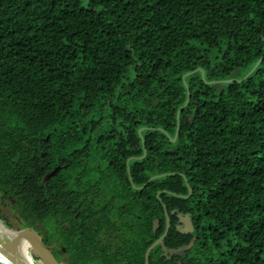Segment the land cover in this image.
I'll return each instance as SVG.
<instances>
[{
    "label": "trees",
    "instance_id": "obj_1",
    "mask_svg": "<svg viewBox=\"0 0 264 264\" xmlns=\"http://www.w3.org/2000/svg\"><path fill=\"white\" fill-rule=\"evenodd\" d=\"M0 194L68 264H145L163 205L149 264H264V0H0Z\"/></svg>",
    "mask_w": 264,
    "mask_h": 264
},
{
    "label": "water",
    "instance_id": "obj_2",
    "mask_svg": "<svg viewBox=\"0 0 264 264\" xmlns=\"http://www.w3.org/2000/svg\"><path fill=\"white\" fill-rule=\"evenodd\" d=\"M259 62L260 61H258L255 64V66L252 68V70L249 73H251L257 67ZM197 71H199L201 73V77L206 83L214 84L215 81H207L205 78L204 71L201 68H198L197 70H195L193 72L185 73L182 76V79H183V82L185 85H186L185 78L187 76L197 72ZM234 80H236V79L221 80V81L228 83V82H232ZM188 99L189 98H187L185 104L183 106H181L177 112V130H176L174 137H170L167 134V136L169 138H171L172 142H175L177 139L179 113L188 104V102H189ZM143 129H145V128H141L138 131L139 135H141V132ZM145 154H146V151H144L143 156H140V157L131 156L126 161V163H127L126 168H127V172H128V177H129L130 182L132 183V186L135 189H142L147 185V183H145L141 186H135L134 185V183L132 182V177H131V173H130L129 162H130V160H133V159H142V158H144ZM60 169H61L60 166L56 167L53 171H51L48 174L47 177L48 178L54 177L60 171ZM173 174H175V173L157 174V175L151 176L149 178V181H152V180L158 179V178H163V177L173 175ZM183 178H184L185 182H187L186 178L185 177H183ZM187 187H188V193L185 195L176 194V193L170 192V191H167V193H169L173 196H176V197H180V198H188L192 194V189L189 186V184H187ZM163 208H164V214H165V218H166L165 229H164L163 233L146 249V251H145V262H144L145 264H149V254L157 246H159L161 248L162 253L164 255H166L168 258H170L173 255L185 257L186 252L192 248V246L194 245V242L196 240V237H193L192 240L187 245L180 246L179 248H175V249L166 248V246L164 245V239H165V237L168 233V230L171 226V222H170L171 220H170V216H169V213H168L165 205H163ZM174 213H175L174 211L171 212V214H174ZM177 216H178V224L176 226V229L182 234H191L194 231V225H193V222L190 218V213H186L185 215L178 214ZM158 228H159V219H155L154 223H153V231L156 232L158 230ZM23 241L26 242V244L30 250L31 256L38 259L39 261H41L42 264H63L62 261H59L58 258L53 253L54 245L45 244L41 235L34 228L23 227L16 232H12V231L8 230L1 223H0V264H29L27 262L25 256H24L22 250H21ZM180 263H181V261H180Z\"/></svg>",
    "mask_w": 264,
    "mask_h": 264
},
{
    "label": "rangeland",
    "instance_id": "obj_3",
    "mask_svg": "<svg viewBox=\"0 0 264 264\" xmlns=\"http://www.w3.org/2000/svg\"><path fill=\"white\" fill-rule=\"evenodd\" d=\"M0 222L10 231L16 232L23 228L22 221L12 212V207L10 206V202H5L2 200L0 194ZM36 264H42L41 261L34 258ZM65 264V261H62Z\"/></svg>",
    "mask_w": 264,
    "mask_h": 264
},
{
    "label": "bare ground",
    "instance_id": "obj_4",
    "mask_svg": "<svg viewBox=\"0 0 264 264\" xmlns=\"http://www.w3.org/2000/svg\"><path fill=\"white\" fill-rule=\"evenodd\" d=\"M1 224H3V223H1ZM21 250H22V252H23V254H24V256H25V258L29 264H36V261L31 256L30 250H29L25 241L22 242Z\"/></svg>",
    "mask_w": 264,
    "mask_h": 264
},
{
    "label": "flooded vegetation",
    "instance_id": "obj_5",
    "mask_svg": "<svg viewBox=\"0 0 264 264\" xmlns=\"http://www.w3.org/2000/svg\"><path fill=\"white\" fill-rule=\"evenodd\" d=\"M56 247H57V244H56V246L54 245V250H53V253H55L56 252ZM63 250V252L65 253V255H67V253H66V250L63 248L62 249ZM183 258V257H182ZM182 261V260H181ZM65 264H68V260L67 259H65Z\"/></svg>",
    "mask_w": 264,
    "mask_h": 264
}]
</instances>
